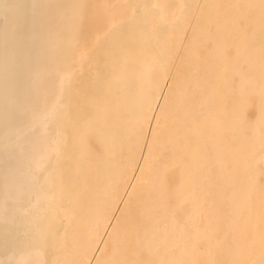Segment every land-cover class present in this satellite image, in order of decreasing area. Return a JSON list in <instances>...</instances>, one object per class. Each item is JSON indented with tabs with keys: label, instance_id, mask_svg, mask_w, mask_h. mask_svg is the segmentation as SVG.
<instances>
[{
	"label": "bare ground",
	"instance_id": "obj_1",
	"mask_svg": "<svg viewBox=\"0 0 264 264\" xmlns=\"http://www.w3.org/2000/svg\"><path fill=\"white\" fill-rule=\"evenodd\" d=\"M262 111L264 0H0V264H264Z\"/></svg>",
	"mask_w": 264,
	"mask_h": 264
},
{
	"label": "rangeland",
	"instance_id": "obj_2",
	"mask_svg": "<svg viewBox=\"0 0 264 264\" xmlns=\"http://www.w3.org/2000/svg\"><path fill=\"white\" fill-rule=\"evenodd\" d=\"M159 74L158 73H156L155 74V76H158ZM252 97H251V100H252V103L254 104V107H251L250 108V106H248V110H247V113H249V115H250V118H253L254 116H255V108H256V105L258 104V95L257 94H253V95H251ZM263 128V127H262ZM262 166H260L261 167V169H262V172H261V175H260V177H259V183H261V184H263L264 185V162L261 164ZM256 194H257V191L255 190H253V195H252V197L254 198L255 196H256ZM249 226L250 225H248L247 227L249 228Z\"/></svg>",
	"mask_w": 264,
	"mask_h": 264
},
{
	"label": "snow or ice",
	"instance_id": "obj_3",
	"mask_svg": "<svg viewBox=\"0 0 264 264\" xmlns=\"http://www.w3.org/2000/svg\"><path fill=\"white\" fill-rule=\"evenodd\" d=\"M261 115H262V118H264V111H262V114Z\"/></svg>",
	"mask_w": 264,
	"mask_h": 264
}]
</instances>
